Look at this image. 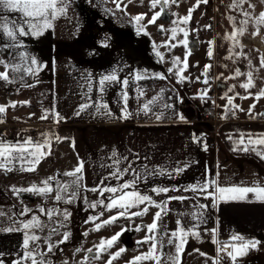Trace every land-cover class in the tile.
I'll return each instance as SVG.
<instances>
[{
    "label": "crops",
    "instance_id": "crops-1",
    "mask_svg": "<svg viewBox=\"0 0 264 264\" xmlns=\"http://www.w3.org/2000/svg\"><path fill=\"white\" fill-rule=\"evenodd\" d=\"M207 3L209 5L211 1ZM196 4L193 2V8ZM209 7V11L200 12L199 5L192 12L188 27L193 48L199 47L201 41H215L217 38V32L210 25L215 11L213 6ZM3 13H7V10L0 9V14ZM208 25L211 26L208 27L210 36L204 34ZM242 37L243 44L253 47L264 57V40L260 34ZM22 39L28 40L27 37ZM53 39L52 32L44 36L42 47L47 56L51 53ZM26 43L29 41L25 40L24 45ZM59 45L63 46L61 51L68 46ZM128 70L123 68V79L128 76ZM89 80L90 84L83 86L86 81L80 82L77 78L72 85L66 84L63 90V83L67 82L58 73L52 74L47 69L36 79L29 78L18 84L12 101L16 106L11 107L12 103H7L6 112L0 113V120L3 121L0 123V138L12 143L23 142L29 137L37 141L36 128H40L43 134L55 132L61 127L69 128L74 156L78 163L83 161V190L97 187L113 170V160L119 159L121 169L130 162L132 169L139 174V192L153 193L162 202L172 196L187 197L183 201L173 199L167 203L168 211L163 213L162 228L171 234L180 225L191 228L193 224H199L197 231L203 238L201 242L206 243V238L210 237L213 251L217 253L194 249L190 252L191 256H195L194 260L200 256L202 261L207 260V264H214L217 260L219 264H233L225 253L222 252V256L218 254L221 244L239 245L240 242L232 240L233 235L243 236L245 241H259L257 246L264 249V202L255 200L253 193H249L246 200L214 201L212 198L206 199L199 192L183 190L202 184L206 179L214 180L219 187L224 188L251 187L255 184L264 186V158L258 155V152H264V145L247 143L250 138L256 140L258 134H264V115H253L248 109L233 103L221 116L218 89L214 81L211 88L206 89V95H189V86L180 87L176 81L155 76L143 77L138 81L130 79L126 88L119 82L106 85L104 100L111 116L103 114V110L98 112L95 106L92 107L93 111L85 110L76 115L80 105L89 102V96L93 100L98 99L97 82ZM138 90H142L144 95L141 96ZM124 92L128 95L126 105L122 99ZM204 92L200 91V94ZM153 98H156V102L150 105L151 111L145 113L143 104ZM125 107L133 115L121 118ZM87 112L92 113L93 118L89 119ZM45 113L48 114L47 119H41ZM54 113L62 117L59 123L55 122ZM206 114L211 115L213 121L203 122L200 117ZM181 115L183 120L179 119ZM197 139L200 143L195 142ZM241 139L244 143H240ZM245 146L248 151L243 150ZM9 166L20 168L19 163ZM178 167L185 170L176 173L174 169ZM2 174L6 178L10 177L4 171ZM224 175L227 178L235 177L237 181L226 180ZM132 178L129 173L119 182L105 180V184L116 185ZM154 187L179 188L180 191L157 194L152 191ZM214 190L215 186L209 188V191ZM199 205L208 207L201 209ZM192 213L201 215V219L193 220ZM133 237L132 232L126 231L122 243L126 247H133ZM22 245V236L1 234L0 253L3 255L0 259L4 264H13L14 260L20 258L24 251ZM258 247L249 248L246 254L237 257L234 264H264L256 260ZM196 264H201V261Z\"/></svg>",
    "mask_w": 264,
    "mask_h": 264
},
{
    "label": "rangeland",
    "instance_id": "rangeland-1",
    "mask_svg": "<svg viewBox=\"0 0 264 264\" xmlns=\"http://www.w3.org/2000/svg\"><path fill=\"white\" fill-rule=\"evenodd\" d=\"M208 1H211L209 5L213 6L215 11L210 25L214 28V32H217V38L215 41L212 39L201 41L199 47L193 48L189 40L190 35H188L187 47L177 43V41L183 39L182 33H178L175 40L171 39L170 28L173 26L171 20L177 18L172 16L171 13H176L179 17L186 16L189 9L193 8V2H197V0H179L178 5L170 4L168 8L169 14L162 15L155 24H148V20L153 15L150 0H132L130 4H127V0H124V3L127 4L126 12L116 10L112 0H69L66 13L53 22V29L46 30L38 37L26 36L28 40H25L29 41V43L25 44L26 49H10L9 51L13 53V56H9L7 53H0V57L18 63L19 58L15 54L19 51H27L30 56H34L38 61V71L35 75L9 71V76L13 79V82L9 83L0 79V105L5 106L7 103H12L18 84L29 78L36 79L47 69L51 70L52 74L58 73L67 82L63 83L65 84L64 90L66 84L72 85L73 81H77V78L80 79V82L86 81L83 86H88L90 84L89 79L98 82L101 76L112 72H115L123 80V68H128V76L125 77L128 80H133L137 73L144 78L159 77L162 74L167 77L165 80L176 81L180 87L189 86L190 88H187L188 94L203 95L200 94V91L203 92L211 88V83L214 81L218 89L219 113L221 116L230 105L228 98H232L231 104L241 105L246 110L255 105L254 108H251V114L263 116L264 97L257 99L259 93L264 91V66L261 65V57L263 56L258 54L253 47H247L243 44L242 36L246 34L255 36L254 33L257 30L255 18L261 12H264V0H250L251 4L255 5L254 9L249 8L248 2L243 4V10L251 12L253 17L247 25L241 24V21L245 19L241 14V10L232 7L234 0ZM209 5L208 3H200L199 11H209ZM121 7H123V4ZM159 10L160 7L158 5L155 11ZM140 13H147V16L140 22V25H137L132 20V17ZM0 16H7L10 20L19 21L20 19L19 13L10 11L0 14ZM141 25L146 27L138 32L137 29ZM160 25L164 26V32H161ZM181 27H185L189 31L188 25H181ZM240 27H244L245 31L242 36L238 35L239 44L234 46L233 41L228 37ZM49 32H52L54 39L53 47L50 50L51 53L47 56L45 50H43L42 46L44 45L42 43L44 36ZM204 34L210 36L208 27L204 29ZM259 34L264 40V26L260 27ZM105 37H108L106 41L108 47L103 46ZM25 40L23 41L25 42ZM166 41H171L172 44L177 46L166 47ZM210 41H214V44L210 45ZM60 43L68 46L61 51L63 46H60ZM76 45L78 46L75 49L74 46ZM210 48L212 51L211 56H209ZM241 51H243L242 54ZM252 52L256 53L251 54ZM176 57H179L181 61L178 65L173 64V60ZM185 58L187 60L186 68L183 64ZM206 65H210V68H208L205 75ZM170 68L172 69L171 72L168 71ZM237 70H239L241 75H236ZM4 71V67L0 66V72ZM178 71L185 79H180V75L177 74ZM248 73L252 74L253 84L248 89H245L241 85L248 82ZM21 75H23V79H20ZM206 79L208 81L207 84L204 83ZM97 98V101H99V93ZM87 111H93V108L90 107ZM127 112L129 113L128 110ZM87 113L89 119L93 118L92 113ZM132 115L131 113L130 116ZM200 118L202 119V116ZM36 130L37 141H43L42 138L45 139L49 135L53 138L59 136L61 139L59 141L51 140V155L44 158L35 171H23L17 167H11L12 171L0 169V212L4 213V215H0V236L1 234L4 236L5 233H11L24 238V233L21 231L8 232L4 229L18 227L19 221H27L33 216H38L40 221L47 225L43 231L34 230L36 235L41 237L38 244L42 250L46 251L47 249L44 238L49 234L52 227H59V222L62 221L64 226L59 227V234L52 235V242L55 243L61 240L65 232L70 233L69 239L65 243L59 244L51 253L47 254L46 258L51 261V264H64L65 261L68 264H81L85 257L88 258L87 264H106L110 255L120 248H124L126 251L113 260L112 264H129L134 257L147 253L150 245L148 243H138V241L144 240L147 234L146 226L153 223L155 214L160 211L154 204L147 205L148 211L144 215L135 216L131 219L120 218L115 223L103 225L99 230H95V224L116 215V209L109 212L100 206L96 209L90 207L91 204L107 197L108 193L101 197L99 193L85 191L81 186L75 200L72 203H68L67 200L71 198V193L75 189L70 187L66 194H62L64 199L56 201L55 182L52 185L54 190L47 195H37L32 192L16 194L12 190L14 187L26 189L32 185L42 187V181L48 177H57L61 183H69L73 179V177L63 175L78 166L70 142V129L61 127L59 130L48 134L40 132V128H36ZM38 138L40 139L38 140ZM2 171L5 174H9L10 177L6 178ZM224 178L237 181L234 179L235 177L227 178L224 175ZM140 193L149 195L156 203L162 202L153 193ZM105 203H107L106 199ZM145 206V204H141L139 208H132L130 211L138 212ZM25 207L31 209V211L24 216H20L19 213ZM41 208L45 209V211L57 209L60 214L54 215L49 219L47 215L39 211ZM64 210L70 213L67 220H64L63 217ZM100 212H103L100 219L95 224L91 222L90 218L97 216ZM14 221L17 223L14 224ZM163 224L164 214L162 212L158 221L161 233L165 232L162 228ZM138 226L141 228L139 231L136 230ZM122 228L133 233L134 246L126 247L122 243L126 232L124 231L113 247L102 253L99 259H94L93 255L96 252L94 246L98 245L101 240H107L116 233H120ZM85 233L87 235H84ZM169 236L170 234L161 235L157 233V238L163 243V252L166 255L175 256L176 249L174 245L168 244ZM201 239L203 238L200 235L198 239L195 236L193 238L187 237V243L180 257L181 264H192L193 262L196 264L199 260L201 264H207V260L202 261L200 256L194 260L195 256L190 255L192 250L198 248L202 251L216 252L213 251L214 246L210 244L212 240L210 237L206 238L207 244L202 243ZM77 249H81V251L77 252ZM87 249H93V253H88ZM218 251L219 256H222V252ZM255 253L256 260L258 262L261 260L262 262L260 263H264V249L258 247ZM25 264H30V261L25 262ZM139 264H154V262L146 260L139 262ZM162 264H164L163 261ZM167 264H171V261H168Z\"/></svg>",
    "mask_w": 264,
    "mask_h": 264
},
{
    "label": "snow or ice",
    "instance_id": "snow-or-ice-1",
    "mask_svg": "<svg viewBox=\"0 0 264 264\" xmlns=\"http://www.w3.org/2000/svg\"><path fill=\"white\" fill-rule=\"evenodd\" d=\"M112 2L115 4L116 10L126 12L127 11V4L132 3V0H127V4L124 3V0H112ZM208 0H197V4L194 6V8L189 9L188 14L183 17H179L176 13H171L172 16H176V19L171 20V24L173 25L170 28L171 32V39L175 40L178 33L183 34V39L177 41L178 44H182L185 47L188 45V35L189 31L186 30L185 27H181V25H188L192 12L195 10V7H199L200 3H207ZM245 2L249 3V8L254 9L255 5L251 4L250 0H234V3L232 5L233 8H239L241 10V14L245 17L244 20L241 21L242 25H247L252 17V13L249 11L243 10V4ZM69 0H0V9L7 10L10 12H16L20 14L19 21L12 19L10 20L7 16H0V53H7L9 56H13V53L10 52V49H23L25 47L24 41L21 39L22 37L26 36H35L38 37L42 35L46 30L53 29L54 28V21L61 16H63L68 8ZM179 0H150V7L153 10V15L151 19L148 20V24H155L156 21L162 16V15H168V8L171 5H178ZM123 4V7L121 5ZM159 5L160 10L155 11L157 6ZM147 16V13H140L134 17H132V20L136 22L137 25H140V22L143 21ZM255 23L257 25V30L254 33L255 35H258L260 33V27L264 26V12H261L258 17L255 18ZM146 27L145 25H141L140 28L137 29V31H141L142 28ZM206 27H211L210 25ZM161 32H164V26H159ZM245 28L240 27L236 29L232 34L229 35V39L233 41V45L239 44L238 35L242 36L244 34ZM108 37H105V42L103 43L104 47H108L107 44ZM210 45L214 44V41L209 42ZM166 47H175L176 44H172L171 41L165 42ZM212 51L211 48L209 49V56H211ZM19 58V62H13L12 60H7L5 58L0 57V66H3L5 71L0 72V79L6 81V82H13V79L9 76V71L13 73H19L23 72L28 75H35V73L38 71V61L34 56H30L27 51H19L15 54ZM15 59V57H13ZM180 58L176 57L173 60L174 65L180 64ZM184 67H187V60L185 58ZM261 65L264 66V57H261ZM36 66V67H34ZM210 68V65L205 66V75L207 74V70ZM169 72L172 71L170 68L168 70ZM178 75H180V79L183 80L185 77L182 76L180 71L177 72ZM236 75L239 76L241 73L239 70H237ZM252 74L248 73V82L245 84H242L241 86L245 89H248L250 86H252L253 81L251 79ZM143 77L137 73L135 74L134 79L140 80ZM160 79H166L164 75L160 74ZM20 79H23V75L20 76ZM112 82H119L122 84L124 88H126L129 84L128 79L121 80L120 77L115 73L112 72L110 74H105L101 76L97 82L98 87L97 91L100 94V100L96 101L93 100L91 96L88 97L87 103L81 104L79 107V110L77 111L76 115H80L81 112L87 110L90 107L95 106L96 110L99 112L103 110V114L111 116L112 113L108 107V104L103 100V94L106 90V85L111 84ZM205 84L208 83L207 79L204 81ZM31 86V85H28ZM92 91L91 86L89 87V92ZM140 92V95H144L142 90H138ZM231 91V89H230ZM203 95L207 94V90H205ZM260 97H264V91H261L259 95L257 96V99ZM247 98V97H245ZM122 99L127 104L128 95L127 92H124L122 95ZM229 104L232 103V98H228ZM156 102V98H153L149 100L147 103L143 104V111L145 113L151 111L150 105L154 104ZM11 107H15L16 104L12 103L10 105ZM167 106V105H166ZM255 105H252L251 108H254ZM251 108L249 109V112L251 113ZM6 107L3 105H0V113H5ZM47 113L41 116V119H47ZM56 117V123H59L60 119L62 117L59 116V113H54ZM131 113L127 112V108L125 107L123 110V115L121 118H127L130 116ZM159 119V117H157ZM179 119L183 120L184 117L181 115L179 116ZM3 121L0 120V123ZM55 139L59 141L61 138L59 136H56ZM51 138L46 137L43 141H33L30 137L27 139H24L23 142L17 141L15 143L5 141L2 138H0V169H4L5 171H12V168L9 167V165H12L14 163H19L20 168L23 171H35L36 167L40 164V162L46 158L48 155H51ZM196 143H200V141L197 139L195 141ZM240 143H244L243 139H241ZM248 144H258V145H264V134H258V138L256 140H252L251 138L247 142ZM73 147H74V141H73ZM244 151H248V147L245 146ZM252 150H255L253 148ZM258 155H261L262 158H264V152H258ZM113 156H116V153H113ZM125 160L127 158H124ZM119 159H114L112 163L113 170L109 172L108 176L104 177L99 185L97 187H93L91 189H86L88 191L98 192L101 197H104L105 193H108L109 195L105 197L104 199L98 200L96 203H93L90 205L92 209H96L98 206L104 208L106 211L111 212L113 209H116V215L110 216L107 220H103L98 224H95L97 220L100 219V216L103 215V212H100L97 216L91 217L90 221L95 224V230H99L100 227L106 224L115 223L120 218H127L131 219L135 216H141L147 213L148 207L147 205H155L157 208L160 209L155 214V217L153 219V223L150 225H147V234L143 241H138V243H148L150 245L149 251L145 254H141L139 256H136L133 258L132 261L129 262V264H139L141 261L150 260L153 261L154 264H162V261L164 264H167L168 261H171V264H181V254L183 252L184 246L187 243V237L189 235L195 236L197 239L199 238V232L197 231L199 224H193L191 228H185L183 225H180L176 231H173L168 239V244L174 245L176 249V255L175 256H169L166 255L163 252V243L161 240L157 238V233H160L161 235H168L167 232L161 233L160 228L158 227V221L160 220L161 213H165L168 211L167 209V203L173 199L181 200L187 199V197L184 196H172L168 197V201H164L161 203H156L152 200V198L149 195L141 194L137 189V182L140 179L139 174L132 169L131 163L121 169L119 167L120 165ZM27 165V167H25ZM187 167V165L185 166ZM185 168L178 167L174 169L176 173L183 172ZM163 171V169L161 170ZM131 173L132 179L124 181L123 183H117L116 185L112 184H105V180L111 181L116 180L120 181L124 175H127ZM63 175L73 177L71 182L69 183H61L57 177H48L44 181H42V187L37 185H32L29 188L26 189H18L13 188L12 190L19 194L21 192H32L37 195H47L51 193L53 189V182H55V191L56 201H61L64 199V195L68 192V189L74 188L75 190L71 193V198L67 200L68 203H72L77 195V192L79 188L83 184V161H80L78 163V166L73 169L70 172H65ZM171 175V173H169ZM215 186L214 191H209V188H212ZM180 191L179 188L176 189H169L167 187H159V188H153L152 191L157 194H167L169 191ZM184 191H190V192H199L201 194H204L205 198H212L214 201L217 200H246L248 198L249 193L254 194V198L257 201L264 202V186H261L259 184H255L251 187H244V186H233V187H219L214 180L206 179L204 183L198 184V185H192L185 189ZM105 199L107 200V203H105ZM141 204H145L146 206L142 208L138 212H131L130 210L132 208H139ZM201 209L207 208L208 205H199L198 206ZM31 211V209H28L27 207L24 208L23 211L19 213L20 216H24L28 214ZM39 211L49 217L51 219L54 215H59L57 209H51L48 211H45V209L41 208ZM0 215H4V213L0 212ZM70 216V213L67 212V210H64L63 217L64 220H67ZM193 220H200L201 215L197 213H192ZM14 224L17 223L16 221L13 222ZM179 223V222H178ZM18 227H8L7 229H4L5 231L12 232V231H21L24 233L23 238V254L20 256L19 259H16L13 261V264H25V262H29L30 264H51V261L48 260L47 254L51 253L54 248L58 247L59 244L65 243L70 236V233L65 232L63 234V237L61 240L53 243L51 240V237L53 234H59V227H63V222H59V227H52L49 231V234L44 238L45 243L47 244V249L42 250L39 247L38 242L40 241L41 237L36 235L35 229H39L40 231H43L44 227L47 225L43 224L38 216H33L31 219L24 221L21 220L18 222ZM127 229H121L120 233H116L111 238L107 240H101L98 245H95L96 252L93 255L94 259H99L101 254L108 251L109 248L113 247L115 242L118 241V238L120 235L123 234L124 231ZM137 231L141 230V228L138 226ZM212 231V230H209ZM84 235H87L85 233ZM233 241L240 242L239 245L237 244H221L220 251L225 253L227 257H229L233 264L238 256H242L246 254L247 250L249 248H255L259 244V241H245L243 236L240 235H233L232 237ZM81 251V249H77V252ZM126 249L120 248L115 253H112L110 255L109 260L106 262V264H112V261L117 259ZM88 253H93V249H87ZM3 254L0 253V256ZM88 258L85 257L84 261L81 262V264H87ZM0 264H4V261L0 259ZM64 264H68L67 261L64 262ZM214 264H219V261H214Z\"/></svg>",
    "mask_w": 264,
    "mask_h": 264
},
{
    "label": "built area",
    "instance_id": "built-area-1",
    "mask_svg": "<svg viewBox=\"0 0 264 264\" xmlns=\"http://www.w3.org/2000/svg\"><path fill=\"white\" fill-rule=\"evenodd\" d=\"M202 119H203L202 120L203 122L213 121V117L211 115H208V114L202 115Z\"/></svg>",
    "mask_w": 264,
    "mask_h": 264
},
{
    "label": "trees",
    "instance_id": "trees-1",
    "mask_svg": "<svg viewBox=\"0 0 264 264\" xmlns=\"http://www.w3.org/2000/svg\"><path fill=\"white\" fill-rule=\"evenodd\" d=\"M77 46H78V45L74 46V47H75V49L77 48ZM74 47H73V48H74Z\"/></svg>",
    "mask_w": 264,
    "mask_h": 264
}]
</instances>
